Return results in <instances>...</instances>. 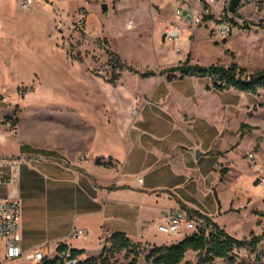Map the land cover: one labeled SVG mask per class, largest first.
Listing matches in <instances>:
<instances>
[{
  "label": "rangeland",
  "instance_id": "374dc122",
  "mask_svg": "<svg viewBox=\"0 0 264 264\" xmlns=\"http://www.w3.org/2000/svg\"><path fill=\"white\" fill-rule=\"evenodd\" d=\"M43 1L53 6L55 22L50 9L44 7L37 25L26 31L25 45L14 46L17 56L7 77L8 92L4 94L6 102L21 104L22 117L31 134L48 144L68 142V124L92 118L117 120L127 117L130 109L135 116L140 101L155 102L157 96L163 97L172 109L197 106L215 120L236 125L238 141L232 146L237 153L236 161L231 163L227 159L217 166L223 179L227 177V184L232 185V193L236 190L228 211L218 217L219 225L238 238L262 235L264 88L256 94L233 88L218 90L207 77H185L174 72L171 78L164 75L144 79L130 69L160 71L186 60L204 66H228L235 62L245 69V75L261 69L264 0H245L238 11L239 27L225 38L214 34L213 23L194 27L180 23L175 16L180 0ZM104 3L107 11L102 8ZM169 24L180 28L178 39L166 38L164 29ZM154 87L160 90L152 96ZM228 135L227 131L224 136ZM221 193L226 206L229 192L221 190ZM37 213L43 216L44 207H39ZM200 229L209 232L212 227L187 211L181 232L191 234ZM77 243L89 245L93 250L97 246L95 236ZM149 248L142 244L138 264H146L145 253ZM103 257L110 264H125L132 256L126 257L124 251L111 255L106 250ZM197 260L194 251L184 258L191 264ZM102 261L103 258L97 260L98 264ZM219 261L216 258L214 264ZM0 262L20 263L18 259H4L1 241Z\"/></svg>",
  "mask_w": 264,
  "mask_h": 264
},
{
  "label": "crops",
  "instance_id": "0c3cea01",
  "mask_svg": "<svg viewBox=\"0 0 264 264\" xmlns=\"http://www.w3.org/2000/svg\"><path fill=\"white\" fill-rule=\"evenodd\" d=\"M44 7L55 22L53 6L43 0L28 10L21 9L20 0H0L2 94L8 92L6 81L17 56L14 46L25 45V33L37 25ZM159 90L154 87L150 93L158 95ZM131 113L117 120L73 122L67 125L68 142L48 144L31 134L20 103L0 104V156L28 157L15 183L0 185V197L21 199L24 252L39 248L54 257L57 246L65 243L82 250L78 258L84 260L109 246L107 238L116 231L149 247L169 245L188 235L158 229L175 209L201 212L219 225L218 217L228 211L236 190L232 193L217 166L227 159L236 161V125L215 120L194 105L172 109L159 96L155 102L140 101L137 114ZM221 190L229 192L226 206ZM39 207L45 209L43 216L37 213ZM74 227L86 229L87 236L72 238ZM94 236L95 250L77 243Z\"/></svg>",
  "mask_w": 264,
  "mask_h": 264
},
{
  "label": "built area",
  "instance_id": "2783aa9c",
  "mask_svg": "<svg viewBox=\"0 0 264 264\" xmlns=\"http://www.w3.org/2000/svg\"><path fill=\"white\" fill-rule=\"evenodd\" d=\"M250 1V0H249ZM35 3V0H20V7L28 10ZM180 0L175 9V15L180 23H186L190 26L214 24L211 28L215 35L228 37L239 27L241 18L238 14L240 7L245 0H241L235 12L229 10L230 0ZM82 12V11H81ZM84 13L82 12V15ZM164 34L168 39H178L180 28L174 24H169L164 29ZM6 97L0 93V104L5 102ZM136 110V109H135ZM253 158L254 155L250 154ZM28 157L25 155H16L10 157L0 156V185H10L15 183L18 177L19 168L25 164ZM141 182L142 178L139 177ZM22 206L19 197L15 195H6L0 197V241L6 245V260H28L33 264L41 262L46 254L39 248H33L26 252L21 246V216ZM187 214L182 209H175L167 214L166 221L158 225V229L166 234L176 235L181 232L183 222ZM72 238H81L87 236V230L74 227L71 231ZM235 245L230 254L225 258H219V264H264V235L256 241ZM62 264H86L78 258H72L69 252L61 254Z\"/></svg>",
  "mask_w": 264,
  "mask_h": 264
},
{
  "label": "trees",
  "instance_id": "16d2710c",
  "mask_svg": "<svg viewBox=\"0 0 264 264\" xmlns=\"http://www.w3.org/2000/svg\"><path fill=\"white\" fill-rule=\"evenodd\" d=\"M119 60V59H117ZM132 72L139 76L146 78L156 75L167 74L168 78L179 72L181 76L195 75L198 77L210 78L214 88L218 90H224L233 88L245 93L256 94L260 88H264V67L261 69L245 75V69L233 62L228 66L211 64L204 66L198 63H190L186 60L183 64L167 67L161 69L159 72L154 70L137 71L130 69ZM195 215L202 218L207 224L211 225V231L207 232L204 229H200L191 234L186 235L178 242L169 245H153L145 253L146 264H191L189 261H184L186 254L189 251L197 252L198 260L196 264H214L216 258L227 257L235 245H241L249 240L246 238H237L230 235L223 228H221L212 219L201 213L195 212ZM264 235V232L262 233ZM260 238V235H254L250 241H256ZM107 241L109 246H104L102 252L97 256H90L84 260L78 258V255L83 251L79 249H69L65 243H60L56 248V255L54 257L45 258L36 264H62L63 258L61 254L63 252H69L72 258H78L86 264H98L97 260L103 258L102 264H110L106 257H103L106 250L111 252V255L115 252H125L126 257L131 259L125 264H138V258L141 254V243L134 242L125 232L116 231L112 233Z\"/></svg>",
  "mask_w": 264,
  "mask_h": 264
},
{
  "label": "water",
  "instance_id": "95a60500",
  "mask_svg": "<svg viewBox=\"0 0 264 264\" xmlns=\"http://www.w3.org/2000/svg\"><path fill=\"white\" fill-rule=\"evenodd\" d=\"M240 2H241V0H230V3H229V10H230L231 12H235L236 9H237V7L239 6ZM102 8H103L104 11H107V8H108V7H107V4L104 3V4L102 5Z\"/></svg>",
  "mask_w": 264,
  "mask_h": 264
}]
</instances>
